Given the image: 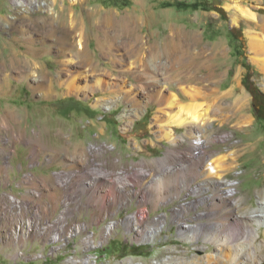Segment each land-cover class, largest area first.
I'll list each match as a JSON object with an SVG mask.
<instances>
[{
	"label": "rangeland",
	"instance_id": "rangeland-1",
	"mask_svg": "<svg viewBox=\"0 0 264 264\" xmlns=\"http://www.w3.org/2000/svg\"><path fill=\"white\" fill-rule=\"evenodd\" d=\"M44 1L43 10L64 7L66 12L73 11L88 32L93 28L88 16L92 9L119 16L136 9L138 22L143 23L141 36L145 45H161L165 36L184 38L188 31L195 33L207 46L205 55L211 45H218L219 51L213 61L218 63L220 74L195 82L204 91L198 100L205 106L210 105L213 118L202 125V132L195 131V138L189 136L188 126H173L177 142L171 143L158 140L155 118L159 116V121H165L167 116L148 98L153 89L151 84L138 95L137 104L132 105L127 99L115 101L101 91L78 97L63 94L61 88L56 96L42 99L33 95L25 82L12 77V93L0 95V114L6 107L21 112L24 116L21 125L26 127L27 135L17 143L15 150L8 147L11 164L7 169L0 168V264H68L69 257L83 258L88 254L96 264H129V261L155 264L169 255L174 260L172 264H182V259L187 256L194 261V255H203L213 245L209 243L203 248L200 246L206 242L202 238L192 242L182 239L172 210L186 199L197 198L193 194L186 195L182 182L196 170L190 165V157L195 156L199 147L205 146L207 159L201 160L198 170H204L208 164H215V160L223 157L224 177L235 180V193L243 196L240 208L245 213L258 207L259 193L264 196V116L253 112L250 93L251 89H257L264 94V67L254 61L256 54L249 44V31L261 30L245 20L234 23L231 21L233 10L226 7L237 1L264 17V0H78L74 5H70L69 0H35V5ZM15 2L0 0V18L17 13ZM176 2L190 6L167 5ZM219 9L225 14L222 15ZM37 12V15L45 13ZM102 23L112 33H117L113 20L102 18ZM14 34L0 25L1 53L8 52L4 48L6 42H13ZM89 37L88 48L99 62L97 68L112 67L107 63L108 56L96 49L95 38ZM76 39L74 36L72 41ZM118 40L124 42L126 39ZM47 41L50 43L52 39ZM16 48L22 47L16 44ZM55 54L54 48L40 56V61L52 73L57 71V64L52 62ZM125 62L124 68L128 66ZM156 63L161 70L158 74L173 87L166 89V95L171 91L179 94L176 71L165 69L171 59L165 55L152 57V65ZM117 65L116 71L122 66ZM140 67L137 64L136 69ZM125 75L123 78L128 82L140 84L135 79L137 73L133 77ZM212 90L217 92L212 94ZM180 97L183 101L189 100ZM173 108L171 110L175 111ZM133 112L136 114L124 129L120 116ZM245 121H249L248 124H244ZM12 129L7 121H0V163L4 154L1 149L11 145L6 138H11ZM59 133L63 140L72 142H62ZM99 145L111 147L110 152H89L91 146ZM82 146L86 147L87 155L74 153V147ZM171 163H178L176 172L162 176L164 178L156 183L150 181L162 166ZM122 168H135L141 170L140 174L144 171L135 184L136 189L141 190L128 203L103 201L101 195L112 194L113 188L104 179L92 180L108 170ZM200 180L201 177L197 178L193 185ZM148 185L163 187L165 194L179 189L180 196L172 202L139 201L142 188ZM210 193L205 189L202 195ZM11 196L16 202L11 201ZM211 206L209 201L199 203L196 210L191 209L185 216L196 221V213L208 211ZM17 210L20 213H15ZM145 213L148 216L144 218ZM160 213L167 216L166 220L163 223L152 221ZM130 215H134L135 220H127ZM199 220L208 221L205 217ZM112 221L116 222L115 229L109 239L103 241V231ZM79 224H85V227L77 232ZM14 228L16 233H13ZM22 232L25 233L23 243L14 242L15 236ZM256 232L261 243V258L255 264H264V226H256ZM89 234H94L91 244L85 243Z\"/></svg>",
	"mask_w": 264,
	"mask_h": 264
},
{
	"label": "bare ground",
	"instance_id": "bare-ground-1",
	"mask_svg": "<svg viewBox=\"0 0 264 264\" xmlns=\"http://www.w3.org/2000/svg\"><path fill=\"white\" fill-rule=\"evenodd\" d=\"M69 2L70 5H74L78 0H69ZM15 3H17L15 6L17 13L0 18V25L3 29L16 33L11 37L13 42H6L4 49L7 48L8 52L5 54L0 52V95L12 93L11 79L13 77L19 82H25L31 93L42 99H50L56 96L58 89L61 88L63 94H75L78 97L88 94L94 95L96 91H101L104 96L115 99V101L127 99L133 105L137 104L138 95L142 94L146 90V86L151 84L153 89L148 94V98L155 101L158 104V109L163 110L167 116L165 121H159V116L155 118L158 124V140L176 143L177 136L173 126H188L189 136L195 138V131L202 132V125L206 121L212 120L210 105L205 106L201 100H198V97L204 93L203 88L196 86L195 82L213 79L220 74L218 63L213 61L219 51L218 45H211L210 51L205 55L204 51L207 46L200 41L195 33L188 31L184 38L165 36L161 45L148 46L146 44V46L141 36L143 23L138 22L139 15L136 14V9L122 16L92 9L88 12V16L93 28H91V32H88L83 22L74 16L73 11L66 12L64 7L59 10H56L55 7H48L47 10H43L46 5L45 1L44 3L40 2L37 6L35 0H16ZM226 7L233 10L234 15H232L231 21L234 23L240 19L245 20L247 24L254 25L261 30L260 32L253 29L249 31V44L250 49L256 54L254 61L264 67V17L258 16L248 5L237 1L230 2ZM39 10L45 13L37 15ZM102 18L113 20V26L114 29L117 28L115 29L117 33L108 30L103 25ZM118 30L121 32L118 33ZM90 35L95 38L96 49L100 54L108 56L107 63H111L113 68H97L99 62L88 48ZM74 36L77 39L72 41ZM48 38L52 39L50 43L47 41ZM119 38L126 40L119 42ZM16 44L22 48L17 49ZM54 48L57 54H55L52 62L57 64L56 73L48 71L47 65L40 61L41 55L49 53ZM196 48L199 50L195 51ZM160 55H165L171 59V64L165 69L176 71V89L179 90V94L171 91L167 96L165 93L166 89H173L172 84L166 82L164 77L158 74L159 64L152 65V57L156 58ZM124 62L128 64L125 68L123 67ZM117 64L122 66L120 65V70L117 69L116 71L114 67L118 66ZM137 64L138 66L141 65L142 68L136 69ZM134 73H137L135 79L139 80L140 84L138 85H134L123 78L125 74H130L133 77ZM113 75L115 77H112ZM216 92V90L211 91L212 94ZM180 95L183 99L188 98L189 100H181ZM102 99L105 100L104 97ZM98 100L94 104L95 107L98 105ZM172 107L176 110H171ZM135 114L133 112L120 116L124 129ZM23 117L21 112L11 107H6L0 114V121H7L8 125L13 127L11 138H6V141L10 142L11 145H7L5 148L3 146L1 149L4 150V154L0 168L7 169L8 165L11 164L8 147L11 146L15 150L17 143L26 138V127L21 125ZM248 122L245 121L244 124H248ZM101 132H103V128H101ZM57 135L64 143L72 142L70 139L63 140L60 133ZM113 146L115 147V145ZM110 149L111 147L103 145L91 146L89 152H110ZM78 152L87 155L85 146L74 147V153ZM205 157H207L205 146L199 147L195 156L190 157V165L198 170L199 163ZM222 158L219 157L215 160V164H208L204 170L191 172L182 182V190L186 192V195L193 194L197 198L186 199L172 210L173 219L178 225L179 235L188 242L202 238L206 242L200 246L203 248H207L209 243L213 245V248L207 250L203 255H194V261H191L192 259L190 260L188 256L184 257L182 264H255L261 258V243L257 239L256 226H264V196L259 193L258 207L245 213L240 208L243 204V196H237L235 193L237 190L235 180L224 177ZM176 164L171 163L162 166L157 175L152 176L150 181L156 183L164 178L162 176L173 174L177 170ZM140 172L141 170L135 168L131 170L127 168L116 171L108 170L102 176L93 179L92 182L103 181L104 179V182L107 181L109 186L113 188V190L111 189L112 194L104 193L101 195L103 201L109 199L112 202L123 201L128 203L131 197L141 190H137L135 187L137 178H142V174H144L143 170L142 174ZM199 177L201 180L193 185V182ZM205 189L210 190L211 193L202 195ZM142 191V195L138 198L142 202H172L180 196L179 189L178 191H168L165 194L161 186L154 188L148 185L143 187ZM10 199L12 202L16 200L14 196H11ZM205 201H209L210 205H213L210 210L197 212L196 221L186 218L185 215L191 209L196 210L198 204ZM181 215L182 221H180ZM146 216H148L147 213L142 215L144 218ZM204 217L208 221L199 220ZM166 218L164 213H160L152 221L156 220L157 223H163ZM127 220H135V216L130 215ZM115 226V221L108 224L103 231V241L109 239ZM81 227L84 228L85 224H79L77 232ZM14 230L13 233H16L15 228ZM150 234L153 235L154 233ZM24 238L25 233L22 232V235L15 236L14 242H22L21 240ZM85 240V243H93L94 234H89L88 239ZM67 261H69L68 264H96V261L89 254L83 258L74 255V257H69ZM154 263L172 264L174 260L169 255ZM129 264L135 263L129 261Z\"/></svg>",
	"mask_w": 264,
	"mask_h": 264
},
{
	"label": "flooded vegetation",
	"instance_id": "flooded-vegetation-1",
	"mask_svg": "<svg viewBox=\"0 0 264 264\" xmlns=\"http://www.w3.org/2000/svg\"><path fill=\"white\" fill-rule=\"evenodd\" d=\"M252 95V110L257 112L258 115L264 116V96H262L257 89H251Z\"/></svg>",
	"mask_w": 264,
	"mask_h": 264
},
{
	"label": "trees",
	"instance_id": "trees-1",
	"mask_svg": "<svg viewBox=\"0 0 264 264\" xmlns=\"http://www.w3.org/2000/svg\"><path fill=\"white\" fill-rule=\"evenodd\" d=\"M167 5H175L177 8H187L188 6H190V5H188L187 3H182V2H176V3H174V4H169V3H168ZM192 6H194V5H192ZM219 12H220L222 15L225 14L224 11H223L222 9H219ZM245 66H248V65L245 63ZM247 88L249 89V87H247ZM259 93H260L262 96H264V94L261 93L260 91H259ZM255 115L258 116V113L255 112Z\"/></svg>",
	"mask_w": 264,
	"mask_h": 264
},
{
	"label": "built area",
	"instance_id": "built-area-1",
	"mask_svg": "<svg viewBox=\"0 0 264 264\" xmlns=\"http://www.w3.org/2000/svg\"><path fill=\"white\" fill-rule=\"evenodd\" d=\"M16 202V201H15ZM15 213H20V210L15 211Z\"/></svg>",
	"mask_w": 264,
	"mask_h": 264
}]
</instances>
